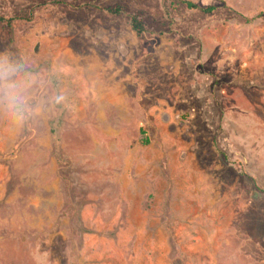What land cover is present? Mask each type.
Segmentation results:
<instances>
[{"label": "rangeland", "instance_id": "obj_1", "mask_svg": "<svg viewBox=\"0 0 264 264\" xmlns=\"http://www.w3.org/2000/svg\"><path fill=\"white\" fill-rule=\"evenodd\" d=\"M181 1L216 7L209 15L222 17L225 29L214 23L207 29L214 34H204L206 16L187 9ZM251 1L0 0V55L18 63L22 75L34 78L32 103L41 109L22 126L0 112L1 164L8 166L6 174L9 170L14 173L12 187H18L22 178L27 181V190L30 185L33 193L39 194L33 230H25V221L19 222L18 216L17 242L0 247V264L45 262L46 256L49 264H76V256L89 237L96 241L93 255L107 262L128 258L129 264L136 259L133 250L145 248L143 238L149 244L160 237L170 240L172 259L168 264H191L195 254L185 251V243L207 238L215 225L225 226L226 232L233 234L240 227L256 226L257 237L262 239L264 195L255 191V185L264 186V92L256 94L257 104L239 106L235 87L226 86L225 93L216 96L219 88L208 77L211 98H205L202 105L195 99L178 103L176 113L168 116L151 110L155 95L136 92L140 77L148 83L162 72L154 55L155 40L200 43V31L202 41L222 37L226 52L234 47L249 48V62L256 64L258 81L263 82L264 34L255 35V31L263 29L264 23L243 24L252 23L248 19L243 22V18L256 19ZM169 3L173 4L172 18L168 16ZM115 7L121 8L116 14L105 11ZM132 16L145 30L136 47L131 44L136 36L131 29ZM256 16L264 19V10ZM122 45L132 47L136 59L142 51L147 55L138 59L136 74L128 71L126 111L109 105L102 117H95L99 104L90 102L94 94L89 64L67 63L63 48L84 58L92 48L105 52ZM76 67L80 69L81 93L72 101L70 84L74 78L67 77V69ZM48 68L50 73L55 68L60 72L59 78L49 83ZM126 72H122L123 77ZM229 74L223 79H229ZM104 75L97 82L103 87L110 83ZM239 81L249 83L250 76ZM180 83L188 85L190 81L181 78ZM61 94L64 103H54V97ZM144 138L149 144L140 143ZM53 160L62 166L65 184L62 182L60 194L63 197L64 192L68 206H62V198V205H49L46 214L40 197L56 196ZM89 194L93 196L89 211L80 216L68 213L76 211L78 204L84 210ZM121 194L127 197L113 198ZM1 235L7 243L8 232ZM41 240L46 242L42 247ZM245 249L254 254L253 245Z\"/></svg>", "mask_w": 264, "mask_h": 264}, {"label": "crops", "instance_id": "obj_2", "mask_svg": "<svg viewBox=\"0 0 264 264\" xmlns=\"http://www.w3.org/2000/svg\"><path fill=\"white\" fill-rule=\"evenodd\" d=\"M242 3L243 2L241 0V4ZM251 3L252 6L256 8V19L254 20L252 17L243 18V22L247 19L249 22H252L250 24L243 23L244 26L251 27L257 22L260 25L263 24L264 19L256 15L260 14L264 10V0H252ZM203 5L204 4H201L199 7H210ZM259 7H262V9ZM196 10L200 11L198 9ZM204 15L206 16V31L204 34H214L213 32L207 30L209 26L214 23H220L222 28L225 29L223 27L224 19L222 17H214L209 14ZM220 33L221 35H224L225 32L220 31ZM261 34H264V28L259 31H255V35ZM169 35L172 36L170 33ZM202 35L203 34L200 31V43L199 41L185 42L182 40L181 43L176 44V42L173 43V39L168 41L165 39L162 40L161 38L160 41H154V50H159L158 52L155 51V59H157L159 64L158 70H160V72L162 71L163 74L161 72L158 75L159 78L148 83L143 77H140V82L136 85V88H138V91L136 92L138 94L148 91V94L155 95V105L153 104L154 107H152V111H162L161 113L163 116H168L176 113V104H186L194 99L199 105H202L205 98L209 99L212 97L209 93V85L211 82L209 83L208 77L215 83L216 87L219 88L214 93L216 96L225 93L224 88L226 86H233L236 89V93L234 95L238 96L236 101L239 106L258 103L256 94L262 93V91L264 92V81H258L259 76H257L256 73V64L249 62V59H251L250 49L246 47H234L229 49L230 52H226L225 43L223 42L222 37H205L202 41ZM136 36H132L131 39V44L135 47L139 43V38ZM175 37L176 40L179 39V35L176 33ZM157 42L159 47L155 45ZM57 51H61L60 48L57 49ZM145 54L146 53L142 51L138 59L142 58ZM63 55L66 62L68 61L67 63L72 65L78 63V61L85 63L88 62V78L93 82L91 87L93 90L91 93L94 94V100H90V102L99 104L96 109L99 114L95 117H102L103 109L109 105L113 106L115 110L126 111V107L123 105L126 102L124 97L128 94L125 82H128L131 78L128 71H131L132 74L137 73L138 67H136V63H139L132 47L122 45L117 49H107L105 52H102L101 49L95 47L92 48L91 52L88 53L87 56H84V58L83 56H79L80 54L77 55L76 53H73L71 49L63 48ZM51 61L52 68L54 66L53 62L55 61V58H52ZM237 63H240V65L235 67L234 65ZM225 65L229 67L226 69ZM67 70L70 71V74H68L67 77L74 78L73 81L71 80L70 84L74 90L73 98L71 99L73 101L76 99V96L81 93V78L79 77L80 69L76 67L74 69ZM124 70L127 71L125 77L122 75ZM202 70L207 71V73L210 74L203 76ZM55 72L56 75L53 74ZM164 73L167 74L169 81L165 80V77L163 78L165 75ZM226 73H230L228 76L229 79L227 80L223 79ZM103 74H105V79L110 81V83L106 84L104 87L97 83L101 81ZM46 75L49 83L50 79L54 80L56 78L57 80L60 72L58 68H55V71L50 73L48 68L46 70ZM50 75H52V77ZM246 75L250 76L249 83L239 81ZM181 78L185 81H190V83L188 85L181 84ZM187 96L189 98H187ZM142 99L145 101V98L142 97ZM139 100L141 99H137V101ZM62 103H64V101ZM103 104L104 106H101ZM249 133L253 136V139L256 137L251 132ZM1 155L2 151L0 148V247L5 245L12 246L17 242L16 231L18 216H21L19 222H22V220L25 221V230H33L32 216L34 211H37V204L35 201L37 200L36 198H39V194H37V192L33 193L30 185L27 190V181L22 180V178L19 179V181L17 180L19 184L18 187H12L11 183L14 173L9 170L6 174L8 166H3L1 164ZM53 161H55L54 167L57 175L56 185L54 187L56 189V196L52 195L49 197V194H44V196L41 195L40 197V206L41 208H44L46 214H48V212H46V208H48L49 205H55L57 207L62 205V198V206H68L67 203L64 204L66 195L64 192L63 197L60 194V188L63 190L62 182L65 184V180L62 175V166L59 161ZM22 188L25 190L22 191ZM125 197L127 196L121 194L116 195L113 198L124 199ZM92 198L93 196L89 194L87 197L88 200L84 203V210H82L78 204L76 211L72 210L68 213H77L78 215H82L83 213L89 211L91 208L90 203ZM72 203L73 205L76 204L74 201ZM40 230H42L41 226ZM255 230L256 226L249 227L248 229H246V227H240L238 228V233L233 234L231 232H226L225 226L215 225L214 233L207 236V238L193 239L186 242L184 245L186 248L185 251L193 255L195 254V259L192 260L191 264H264V251L259 249V246L260 248H264V244H262L264 243V236L262 239L258 238ZM3 231L8 232L7 236L9 239L7 240V243L3 242L4 238L1 235V232ZM11 232H13L12 239L10 238ZM145 239L146 238H143L141 240L143 248L145 247L144 249L141 250L137 246L136 249L133 250V252L136 253L137 259L134 260V264L170 263L172 259L170 240L160 237L158 241L149 244V241L147 243L144 241ZM23 240L27 241L24 237ZM95 242V239L92 237L85 238L83 244L84 247L79 252V256L76 261L77 264H129L128 258L125 260V258L122 257L118 262H107L103 261L102 257L99 255H93L92 247ZM42 243L46 242L41 240V247L43 246ZM250 245L254 246V254L245 249L246 246ZM256 248H258L259 251L256 252ZM46 258L47 260H45V262L32 260L30 264H49L48 256H46ZM185 263L186 262L184 261V264Z\"/></svg>", "mask_w": 264, "mask_h": 264}, {"label": "clouds", "instance_id": "obj_3", "mask_svg": "<svg viewBox=\"0 0 264 264\" xmlns=\"http://www.w3.org/2000/svg\"><path fill=\"white\" fill-rule=\"evenodd\" d=\"M34 78L21 74L18 63L0 55V112L6 113L8 119L22 126L29 118L40 114V106L32 103ZM65 97L57 95L54 103L60 104Z\"/></svg>", "mask_w": 264, "mask_h": 264}, {"label": "trees", "instance_id": "obj_4", "mask_svg": "<svg viewBox=\"0 0 264 264\" xmlns=\"http://www.w3.org/2000/svg\"><path fill=\"white\" fill-rule=\"evenodd\" d=\"M181 3L184 4L187 7V9H189V10H196V9H198V10H200L204 14H210L213 11H215V9H216V7H213V6H210V7H199L196 4H193V3L189 2V1H181ZM172 7H173V4L169 3V11H168L169 12V14H168L169 18H172L173 17L172 14L170 13V11H173L172 10ZM120 10H121L120 7H115L114 9H111V8H106L105 9V11L107 13H109V14H116ZM131 29L136 33L137 36H141L142 33L145 32L144 26L142 25V23H140L139 21H137L136 16H132L131 17ZM141 134L144 135V133H142V132H141ZM140 143H142L143 145H147V144H149V140L147 138H144V139H142L140 141ZM263 187L264 186L255 185V191L261 192L264 195V188ZM74 214L77 215V216H80L77 213H74ZM80 245L81 244H79V246ZM259 249H262L264 251V248L263 247L260 248V246H259ZM259 249H258V251H259ZM77 258H78V256H76V260H77ZM74 264H75V262H74Z\"/></svg>", "mask_w": 264, "mask_h": 264}]
</instances>
